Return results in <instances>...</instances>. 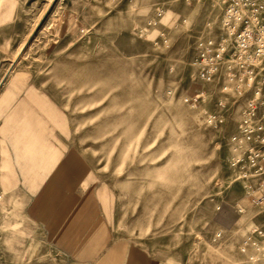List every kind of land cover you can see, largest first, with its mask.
Here are the masks:
<instances>
[{
	"label": "rangeland",
	"instance_id": "374dc122",
	"mask_svg": "<svg viewBox=\"0 0 264 264\" xmlns=\"http://www.w3.org/2000/svg\"><path fill=\"white\" fill-rule=\"evenodd\" d=\"M221 28L219 0H0V264H56L57 215L65 241L111 227L165 264H252L246 97L197 78Z\"/></svg>",
	"mask_w": 264,
	"mask_h": 264
},
{
	"label": "built area",
	"instance_id": "2783aa9c",
	"mask_svg": "<svg viewBox=\"0 0 264 264\" xmlns=\"http://www.w3.org/2000/svg\"><path fill=\"white\" fill-rule=\"evenodd\" d=\"M222 28L218 36L202 43L197 78L206 84L221 83L246 97L239 130L232 139L238 152L234 165L238 180L247 181L249 196L264 214V0H219ZM205 92L187 98L198 105ZM216 113L207 122L222 123ZM222 233H218L220 237ZM241 251L252 264H264V227L254 224L242 241Z\"/></svg>",
	"mask_w": 264,
	"mask_h": 264
},
{
	"label": "crops",
	"instance_id": "0c3cea01",
	"mask_svg": "<svg viewBox=\"0 0 264 264\" xmlns=\"http://www.w3.org/2000/svg\"><path fill=\"white\" fill-rule=\"evenodd\" d=\"M56 220L52 231L55 237L54 240L50 239L56 264H165L146 243L118 237L111 227L103 231L102 236H96L93 231H88L86 239L82 241H78L80 232L77 227L71 231V237L67 236L65 241L62 220H58V215ZM45 228V232L48 233V228ZM73 233L77 234L76 238L73 237ZM69 243L72 248L65 246ZM65 251L67 252L66 263L60 258Z\"/></svg>",
	"mask_w": 264,
	"mask_h": 264
},
{
	"label": "bare ground",
	"instance_id": "6f19581e",
	"mask_svg": "<svg viewBox=\"0 0 264 264\" xmlns=\"http://www.w3.org/2000/svg\"><path fill=\"white\" fill-rule=\"evenodd\" d=\"M17 57H19V55H18ZM17 57H16V59H17ZM233 149H234V151H236V153L238 152L237 147H234ZM246 183H247V181H246ZM247 187H248V184H247ZM0 198H1V197H0ZM243 210H244V209H241V211H243Z\"/></svg>",
	"mask_w": 264,
	"mask_h": 264
}]
</instances>
